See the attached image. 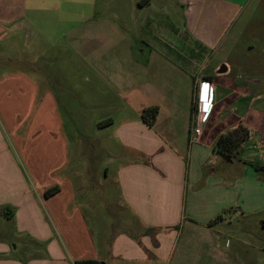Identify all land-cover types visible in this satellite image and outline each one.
Masks as SVG:
<instances>
[{"label":"rangeland","instance_id":"obj_1","mask_svg":"<svg viewBox=\"0 0 264 264\" xmlns=\"http://www.w3.org/2000/svg\"><path fill=\"white\" fill-rule=\"evenodd\" d=\"M62 1L48 0L47 13L52 22L36 24L26 18H16L11 23L0 20V191H26L35 199L44 200L51 196L47 194L50 190H60L54 184L59 179L64 191H69L71 185L97 197V202L105 195L109 208L102 209L95 220L101 244L105 239L110 244L126 242L134 233L136 241L165 239V249L173 234L170 236L162 227L149 229L148 221L158 216L157 207L163 205L157 198L150 200L152 194L156 197L182 190L208 191L213 181L216 183L213 189L229 192L232 200L244 201L246 206L264 203L263 167L259 172L252 168L244 171L241 165L228 164L212 151H202L194 160L193 181L188 185L190 150L195 145L189 149L185 146L180 154L170 152L161 143L164 139L158 129L143 121L144 109L155 105L165 109V104L154 102L163 94H172L177 111H185L184 91L178 87L180 82H187L180 69V55L172 51L166 56L168 59L157 54L158 50L152 54L143 36L144 24L137 22L129 9L116 24L115 19L100 22V0L84 3L95 5L93 22L75 21L72 23L75 31L68 33L71 23L66 19L67 4ZM80 1L77 14L81 13L85 0ZM155 2L158 8L170 6L166 25L177 28L183 25L176 0ZM122 4L130 5L127 0H122ZM259 15L264 20V7ZM57 18L58 21L54 20ZM162 19L154 25L163 23ZM116 27H123L124 37L116 38ZM89 30L91 39L84 34ZM182 41L179 36L160 37L154 47L161 49L170 44L179 48ZM188 41L190 47L196 46L198 40L192 37ZM150 84L155 86L151 88ZM172 153L178 154V164ZM241 153L243 157L262 161L259 165L264 166V159L257 157V149L247 147ZM121 158L125 166L138 168L132 187L137 196L136 214L127 208V200L121 195L124 192L119 175ZM243 193H251V197ZM122 200L125 207L120 208L117 204ZM42 211L46 222L52 225L50 212L45 208ZM261 216L253 214L248 220L253 223ZM240 219L235 218L219 234L224 241L220 240V255L231 251L236 259L233 263L220 259L218 264H248L243 241L258 237L259 232L251 228L253 224L246 225ZM15 223L10 221L5 232L12 248L21 242L26 244L20 249L22 257L33 254L30 258H36L39 251L45 256L53 240L37 239L31 232H43H37L36 225H31V232H20ZM74 227L83 231L80 215L76 216L75 224H70V231ZM52 228L60 236V242L63 240L69 247L60 226L54 224ZM225 241H229L228 245Z\"/></svg>","mask_w":264,"mask_h":264},{"label":"crops","instance_id":"obj_2","mask_svg":"<svg viewBox=\"0 0 264 264\" xmlns=\"http://www.w3.org/2000/svg\"><path fill=\"white\" fill-rule=\"evenodd\" d=\"M100 1V22L115 19L116 24L129 9V13L136 16L137 22L144 24L143 36L152 54L158 50L157 54L168 59L166 56L172 51L180 55V69L187 82H180L178 87L184 91L185 103H182L185 104V111H177L173 104L176 99L172 98V94L162 93L163 96L154 102L165 104L166 107L163 109L161 105H155L159 107V113L154 126L164 139L159 141L170 152L179 153L185 146L189 149L190 145H195L190 150L188 185L193 181L191 174H194V160L202 151H212L214 155L221 156L214 152L218 136L235 129L239 124L248 127L251 133L250 138L241 146V152L247 147L257 149L259 160L264 159V20L259 15L264 7V0H176V6L184 18V23L179 28L164 23L170 14V6L158 8L155 0H127L129 7L123 6L122 0ZM62 2L67 4L66 19L71 23L68 33L75 31L76 27L72 25L75 21L84 24L93 22L96 13L94 3L87 6L84 4L88 3L85 0L82 2L81 13L77 14L76 7H80V0ZM48 4V0H0V20L11 23L16 18H26L36 24L52 22L53 18L47 13ZM159 18H163V23L154 25ZM84 34L91 39V30ZM124 34L123 27H116V38H122ZM102 35L106 37V34ZM165 36H179L183 41L179 48L170 44L161 49L155 48V40ZM192 37L198 41L196 46L188 47V40ZM199 81L213 84L214 101L199 142L191 143L196 126L193 105L198 99V93L195 97V90ZM150 86L152 88L155 85ZM173 156L178 164V154L174 153ZM224 159L228 164L241 165L244 171L252 168L259 172L264 168L259 165L262 161L243 157L242 153L237 159ZM124 163L121 158L119 175L124 186L121 195L127 200V208L136 214L137 196L132 187L138 168L125 166ZM257 166L261 169L257 170ZM61 182L59 179L55 181L54 184L60 190L50 197L46 196L44 200H37L26 191H0V264H74L77 260H98L104 264H218L220 259L233 263L236 259L233 252L220 255V240L223 239L219 234L220 229L231 224L235 218L238 221L242 218L246 225L253 224L250 225L251 228L256 233L259 232L258 237L243 241L246 246L245 262L264 264V203L246 206L244 201L241 203L232 200L229 192L213 189L216 188L213 181L209 185L211 190L208 191L182 190L176 193L165 192L156 197L154 194L149 196L150 200L157 198L163 204L157 207L158 216L148 221L149 229L162 227L170 236L173 234L168 239L166 249L165 239L143 238L136 241L134 233L130 234L131 239L126 242L116 241L110 244L105 239L104 244H101L95 220L102 209L109 208L107 197L101 195L97 202V197L77 191L71 185L69 191H64ZM67 183H71L69 177ZM245 195L251 197V193ZM117 205L123 208L125 202L122 200ZM2 206L7 208L6 212ZM43 208L50 212L52 225L58 224L64 231L69 247L64 245L63 240L60 242L59 233L58 238L50 222H46ZM220 214L224 215V219L211 225V220ZM253 214L263 216L252 223L248 216ZM77 215H80V224L83 225L82 232H78L79 229L75 227L71 231L69 229L70 224H75ZM13 220L20 232L30 231L31 225H36L37 232H43L38 234L30 231L37 239L41 242L53 240L48 244L45 256L43 251H39L38 256L37 251L36 258H30L33 254L22 257L20 249H24L26 244L21 242L12 248L5 232L8 223ZM172 228L175 229L174 232H171ZM248 234L252 238L250 231Z\"/></svg>","mask_w":264,"mask_h":264},{"label":"trees","instance_id":"obj_3","mask_svg":"<svg viewBox=\"0 0 264 264\" xmlns=\"http://www.w3.org/2000/svg\"><path fill=\"white\" fill-rule=\"evenodd\" d=\"M193 111L195 112V104L193 105ZM159 113V107L154 106L144 109L142 112V118L145 123L152 126L154 125L157 115ZM250 130L243 124H239L235 129L230 130L225 134H220L214 145V152L221 155L222 157L233 160L237 159L241 153V146L250 138ZM260 170V167H256ZM59 188H54L47 192L48 195L56 193ZM224 219V215L220 214L210 224L220 222ZM74 264H102L98 260H77Z\"/></svg>","mask_w":264,"mask_h":264},{"label":"built area","instance_id":"obj_4","mask_svg":"<svg viewBox=\"0 0 264 264\" xmlns=\"http://www.w3.org/2000/svg\"><path fill=\"white\" fill-rule=\"evenodd\" d=\"M196 89L198 93L194 112L196 126L194 128L193 136L190 139L191 143L199 142V137L210 117L214 101V86L211 82L200 81L197 83Z\"/></svg>","mask_w":264,"mask_h":264}]
</instances>
